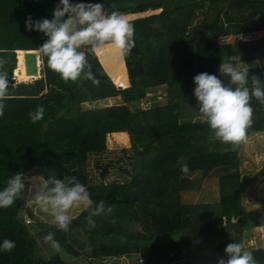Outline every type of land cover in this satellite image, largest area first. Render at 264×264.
<instances>
[{
	"label": "trees",
	"instance_id": "1",
	"mask_svg": "<svg viewBox=\"0 0 264 264\" xmlns=\"http://www.w3.org/2000/svg\"><path fill=\"white\" fill-rule=\"evenodd\" d=\"M79 2L103 3L109 14L160 11L130 20L135 47L128 56L121 57L111 45L89 54L98 86L83 77L64 82L47 67L41 53L42 77L17 82L18 50H38L47 39L43 33L28 31L25 20L52 19L59 0H0V60L6 62L0 72H7L9 79L0 117V191L16 173L27 177L40 171L48 189L53 179L75 175L87 186L94 207L104 201L113 211L94 216V228L87 227L89 211L82 210L67 232L42 221L34 229L25 219L26 179L16 202L0 208V245L5 239L16 244L11 252L0 250V264H65L63 250L73 256L74 264H105L108 259L118 264L122 257L129 258L124 264L226 261V246L241 243L243 234L260 226L261 220L258 214L246 213L244 192L250 178L239 170L243 142L222 143L204 119L196 118L201 114L194 77L202 72L219 76L220 64L231 55H239L250 66L264 61V36L244 37L264 31V0H70ZM229 37L234 40L226 43ZM262 64L249 68L250 89L253 76L264 86ZM220 78L229 83L228 77ZM116 83L127 86L119 88ZM162 86L169 92L163 105L177 106V119L160 122V105L140 106ZM109 97L121 103L85 106ZM251 104L254 123L247 136L264 130V105L254 97ZM38 106L45 109L43 118L32 123L29 113ZM146 110H157L159 122L151 120ZM164 112L171 116L168 109ZM124 132L131 140L127 152L132 153L128 154L132 169L127 172L131 180L107 181L112 162L99 166V181L92 178L90 154L106 150L109 133L127 140ZM182 163L188 164L187 173L182 172ZM196 173L202 178L194 182ZM204 177L219 183V201L185 204L181 193L199 188ZM137 223H142L143 231L135 230ZM49 232L59 242V251L45 242ZM42 244L53 248L49 255L40 254ZM251 251L256 264H264V246Z\"/></svg>",
	"mask_w": 264,
	"mask_h": 264
},
{
	"label": "clouds",
	"instance_id": "2",
	"mask_svg": "<svg viewBox=\"0 0 264 264\" xmlns=\"http://www.w3.org/2000/svg\"><path fill=\"white\" fill-rule=\"evenodd\" d=\"M28 31H37L47 37L38 47L39 53L47 58V67L58 73L64 82H75L80 78L92 80L98 86L99 80L94 76L89 63V54H94L98 48L111 45L121 57L130 54L135 47L134 24L128 16L119 11L106 13L103 3H70V0H59L52 10V19L42 18L33 20L30 16L25 20ZM0 60V67H3ZM257 60L254 65H259ZM250 65L243 63L239 55H231L219 66V76L202 72L194 77V95L199 103V113L213 131L215 138L222 143L239 145L247 139V130L253 125L251 101L253 97L264 105V86L260 80L251 78L249 83ZM220 77H228L225 84ZM235 85V87H232ZM9 79L7 72H0V117L4 115L5 103L9 93ZM44 107L38 106L35 112H30V120L36 123L43 118ZM184 173L189 171L187 163L181 164ZM24 173L12 175L7 186L0 191V208L12 206L21 196L26 187ZM53 187L46 193L37 194L36 204L49 215L50 224L59 230L67 232L76 215L74 211L81 208L89 211L87 227L94 228V216L111 214V206L106 207L100 201L94 207L90 192L85 184L75 175L65 176L63 179H53ZM115 223V220L112 221ZM136 231H143L142 223H137ZM44 240L57 251L60 244L54 239V233L49 232ZM15 241L5 239L0 250L11 252L15 248ZM225 252L228 259H220L218 264H256L252 251L242 243H229Z\"/></svg>",
	"mask_w": 264,
	"mask_h": 264
},
{
	"label": "rangeland",
	"instance_id": "3",
	"mask_svg": "<svg viewBox=\"0 0 264 264\" xmlns=\"http://www.w3.org/2000/svg\"><path fill=\"white\" fill-rule=\"evenodd\" d=\"M160 8L148 9L143 13L128 14V18L134 19L142 16H147L153 13H158ZM264 36V31H258L251 34H248L244 37H249L251 39H258ZM234 37L226 38L224 41L226 43L233 42ZM124 60V58H123ZM125 63V61H124ZM264 63L260 61L259 65ZM264 65V64H262ZM31 79V78H30ZM29 79V80H30ZM17 82L20 80L17 79ZM128 84V83H127ZM123 86V84H119ZM169 92L166 89V86H162L158 89L157 92L152 94L147 100H143L140 104L144 109H149L156 105H160L159 112L162 114L160 122L174 120L178 118V109L177 106H164V103L168 102ZM121 100L115 97H109L104 100H97L92 103H85V106H96V107H106L120 104ZM163 105V106H162ZM164 109H168L167 117L165 116ZM147 116H150L151 120L158 121L159 112L157 110H146ZM167 112V111H166ZM202 116L196 115V118ZM114 133V132H113ZM113 133L107 134V148L104 152L101 153H92L88 159V170L89 175L99 181L100 168L102 165L112 162L113 169L108 176L107 181H121L129 182L131 177L127 172H130L132 160L129 158L127 153L131 151V140L128 132L126 134V139L123 140L114 135ZM117 133V132H115ZM119 134V133H118ZM120 135V134H119ZM125 149L127 151H125ZM240 158L241 164L239 165V170L248 178H250L249 184L247 185L244 192V203L246 205V213L248 214H258L261 220V225L255 227L253 230L248 231L243 234V240L241 243L248 250L264 246V130L256 131L249 136L243 142V145L240 149ZM100 166V168H99ZM41 170V168H38ZM27 177L31 178L29 182V190L26 195L25 200V219L29 225H32L34 229L39 228V222H48L51 217L44 213L41 208L36 204L35 197L37 194L46 193L48 190V181L41 174L40 171L34 170ZM202 178L201 173H196L193 175L192 180L194 182ZM220 186L219 183L214 179H209L204 177L202 179L201 185L199 188L194 190L183 191L181 193L182 200L187 205L202 204L210 205L218 202L220 199ZM82 212L81 208H77L74 211V215H77ZM32 229V227H31ZM33 229V231H34ZM195 245H192L191 248H194ZM39 250L41 255H49L52 251V247L47 248L43 244L39 245ZM62 257L65 260V264H74L73 256H70L64 250L61 252ZM129 261V258L122 257L118 264H124ZM142 261L147 262L148 260L143 258ZM112 260H107L105 264H111ZM94 264H98L97 262Z\"/></svg>",
	"mask_w": 264,
	"mask_h": 264
},
{
	"label": "water",
	"instance_id": "4",
	"mask_svg": "<svg viewBox=\"0 0 264 264\" xmlns=\"http://www.w3.org/2000/svg\"><path fill=\"white\" fill-rule=\"evenodd\" d=\"M24 60H25L26 74L30 76V78L40 77L43 60L39 51L24 50Z\"/></svg>",
	"mask_w": 264,
	"mask_h": 264
},
{
	"label": "bare ground",
	"instance_id": "5",
	"mask_svg": "<svg viewBox=\"0 0 264 264\" xmlns=\"http://www.w3.org/2000/svg\"><path fill=\"white\" fill-rule=\"evenodd\" d=\"M18 65L15 69V74L21 81H27L30 79V76L26 74L25 60H24V50H18Z\"/></svg>",
	"mask_w": 264,
	"mask_h": 264
},
{
	"label": "crops",
	"instance_id": "6",
	"mask_svg": "<svg viewBox=\"0 0 264 264\" xmlns=\"http://www.w3.org/2000/svg\"><path fill=\"white\" fill-rule=\"evenodd\" d=\"M97 53V52H96ZM41 55V54H40ZM18 57V56H17ZM43 64V63H42ZM17 65H18V62H17ZM43 67V66H42ZM17 68V67H16ZM41 72H42V69H41ZM110 75V74H109ZM127 75H128V73H127ZM40 77H42V74L40 75ZM40 77H37V78H40ZM112 77V76H111ZM14 78L17 80L18 79V77L16 76V74H15V70H14ZM37 78H31L30 80H27L26 82H31V81H33L34 79H37ZM19 80V79H18ZM20 82H22L21 80H20ZM117 84V83H116ZM118 85V84H117ZM127 85H129V78H128V84ZM126 85V86H127ZM120 86L121 85H118V87L120 88ZM126 86H121V88H124V87H126ZM108 99V98H107ZM118 133V132H117ZM125 133V132H124Z\"/></svg>",
	"mask_w": 264,
	"mask_h": 264
}]
</instances>
